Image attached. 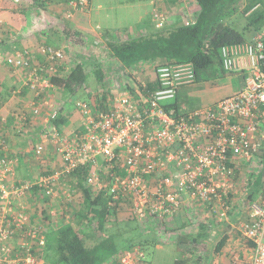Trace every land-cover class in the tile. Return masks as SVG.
<instances>
[{"label": "built area", "instance_id": "2783aa9c", "mask_svg": "<svg viewBox=\"0 0 264 264\" xmlns=\"http://www.w3.org/2000/svg\"><path fill=\"white\" fill-rule=\"evenodd\" d=\"M154 21L164 23L165 14L156 9ZM44 52L48 65H34L25 56L28 50L13 62L41 101L48 90H58L51 78L64 55L51 47ZM220 56L222 70L239 78L241 87L195 111L171 108L197 83L189 63L156 68L157 88L147 95L140 90L143 83L122 94L106 93L101 106L97 95L93 103H80L85 124L73 133L54 125L60 112L52 109L42 137L61 160L58 169L17 182L19 159H0V264H40L37 253L47 228L32 220L23 200H71L69 180L77 185L78 172H86L85 185L107 190L111 205L121 202L142 221L176 215L182 206H196L221 221L246 215L240 232L254 244L250 264H264V28L251 42L222 47ZM43 110L37 104L33 114ZM42 152L37 147L35 157ZM120 264L149 263L141 249L130 248Z\"/></svg>", "mask_w": 264, "mask_h": 264}, {"label": "crops", "instance_id": "0c3cea01", "mask_svg": "<svg viewBox=\"0 0 264 264\" xmlns=\"http://www.w3.org/2000/svg\"><path fill=\"white\" fill-rule=\"evenodd\" d=\"M76 2L0 0V159L4 156L19 159L17 182L35 177L31 174L27 178L32 168L37 170V176L61 165V160L42 137L50 125V111L58 108V128L73 133L83 129L85 124L79 104L95 102L94 96L98 93L97 88L64 93L55 86L58 90H48L41 101L28 86L26 73L14 66L17 53L28 50L34 65L43 66L48 65L45 45L51 44L53 49L59 46L58 50L64 51L57 63L60 77L69 74L77 64L85 65L90 75L95 66H101L106 73V83L102 87L104 96L102 93L97 96L105 99L106 93L122 94L128 88L154 81V72L149 70L127 74L113 57V44L129 38L167 34L180 25L192 23L200 11L193 0H91L84 7H78ZM245 7L246 3L239 1L236 9L231 8L227 13L226 21H234L238 26ZM156 9L165 14L164 23L154 21ZM37 104L45 108L39 116L33 114ZM198 109L192 107L185 111ZM39 146L43 148L42 156L35 157ZM63 200L41 201L32 196L26 201L27 206L31 203L28 209L32 220L43 225L46 222L50 230L55 220L52 213L59 215L60 212L55 206L61 204L62 210L66 202ZM195 207L182 206L176 215L164 219V238L159 236L160 244L156 249L174 245L177 255L174 264H250L251 244L240 232L241 222L249 217L233 214L228 221H221L217 216L206 217L203 209Z\"/></svg>", "mask_w": 264, "mask_h": 264}, {"label": "trees", "instance_id": "16d2710c", "mask_svg": "<svg viewBox=\"0 0 264 264\" xmlns=\"http://www.w3.org/2000/svg\"><path fill=\"white\" fill-rule=\"evenodd\" d=\"M193 1L197 3L200 11L192 23L180 25L167 34L129 38L111 46L113 57L122 64L127 74H138L146 70L154 72L159 66L179 63H189L194 67L197 83L204 77L214 75L216 69H219L216 72L226 74L221 67L222 47L251 42L257 32L264 28V14L258 12L264 0H242L246 3L242 14L247 20L243 31L234 25V21H226L227 13L241 0ZM237 22L239 25V20ZM253 28L254 31L250 33L252 36L247 39L246 31L250 32ZM49 47L51 44H46L44 48ZM56 48L58 50L60 47ZM25 56L30 57L31 54ZM105 74L99 65L95 66L91 73L100 84L98 89H95L98 91L97 95L103 92ZM89 76L87 67L77 64L66 76L55 74L51 81L57 88L62 89V92L74 94L89 90ZM156 88L157 85L152 81L147 83L146 88L140 86L145 95ZM102 95L104 96L103 93ZM97 97L101 106L104 97ZM179 97L180 95L171 108H175L179 114H185L186 109L181 110ZM59 120L57 118L54 121L56 127H59ZM86 175V172L76 173L77 185L69 180L73 193H78V201L82 204L81 211L73 209L72 198L66 200L62 211L54 217L53 229L46 232L45 245L38 249L40 264H120L125 252L130 248H139L145 252L160 244V238L156 234L166 217L161 220L154 217L152 220L142 221L130 214V218L120 220L119 216L125 213L123 211L130 213L129 209L123 207L121 202L111 205L112 200L107 190L96 191L85 185ZM260 182H264V174ZM151 233L155 236H151ZM150 237L152 241L149 243ZM247 242L251 244L253 251L254 244L249 240ZM121 244H125L126 249L119 251ZM33 253L36 254V251Z\"/></svg>", "mask_w": 264, "mask_h": 264}, {"label": "rangeland", "instance_id": "374dc122", "mask_svg": "<svg viewBox=\"0 0 264 264\" xmlns=\"http://www.w3.org/2000/svg\"><path fill=\"white\" fill-rule=\"evenodd\" d=\"M260 13L264 14V2L263 5L260 7L259 11ZM247 24V20L244 17H240L239 19V25L238 28L240 31H243L244 26ZM254 31V28L250 31H246V37L249 39L252 34L251 32ZM219 69L215 70V74L211 75L209 78H203L202 80H199L197 85L190 87L188 90H183L180 94L179 100L182 108L181 110L184 111L186 108H200L201 106L207 107L210 106L215 100L220 99L222 97L232 95L236 92L241 87V80L237 78L234 75H229V74H221L216 72ZM206 79V80H204ZM88 88L95 90L96 88L98 89V86L100 85L94 75H90L88 79ZM102 87V86H101ZM82 94V93H81ZM186 107V108H185ZM37 170L36 169H30L28 170V177L31 174H35ZM39 172V171H38ZM30 179V178H29ZM27 179V180H29ZM78 194V193H77ZM76 193H72V201H73V209L76 211H81V203L78 201L79 197H77ZM30 197L25 196L23 203L25 204L26 208L31 207V203L29 206H27V201ZM62 202V201H61ZM56 209L61 211V204H57ZM54 208V206L52 207ZM125 213H122L119 216L120 220H125L130 218V213L128 211H123ZM47 220V217H45ZM54 218V217H53ZM51 218V219H53ZM55 219V218H54ZM46 226V222L44 223ZM48 226H46L47 228ZM53 228H51L49 231L51 232ZM48 230V229H47ZM159 230V231H158ZM157 231V237L160 236L161 238H164V227H160ZM49 233V232H48ZM154 235V233H151V236ZM155 236V235H154ZM159 237V238H160ZM155 238V237H154ZM151 237L149 239V243L151 242ZM148 243V242H147ZM148 243V244H149ZM125 244H121L118 247V250H124ZM174 245H168L164 246L162 249H156V248H151L144 253L145 255V260L149 264H174L176 260V254L175 251L176 249L174 248Z\"/></svg>", "mask_w": 264, "mask_h": 264}]
</instances>
